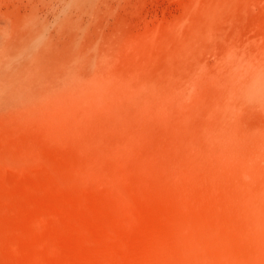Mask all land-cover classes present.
<instances>
[{
    "label": "rangeland",
    "instance_id": "rangeland-1",
    "mask_svg": "<svg viewBox=\"0 0 264 264\" xmlns=\"http://www.w3.org/2000/svg\"><path fill=\"white\" fill-rule=\"evenodd\" d=\"M200 230L182 264H264V0H0V264Z\"/></svg>",
    "mask_w": 264,
    "mask_h": 264
},
{
    "label": "bare ground",
    "instance_id": "bare-ground-1",
    "mask_svg": "<svg viewBox=\"0 0 264 264\" xmlns=\"http://www.w3.org/2000/svg\"><path fill=\"white\" fill-rule=\"evenodd\" d=\"M33 212V211H32ZM39 215L44 217V219L49 222L53 219V213L49 210H40ZM36 214L35 212H33ZM33 215V214H32ZM190 241L192 243V247L187 246L185 241ZM212 242L210 235L203 230L196 231V232H185L183 238L178 241V245L174 246L171 243L164 241L162 238H154V242L156 247L159 249L160 259L158 258L155 263L152 264H182L181 261V254L185 253L187 256L198 259L199 254L197 250L205 244V242ZM95 262V261H93ZM95 264V263H94ZM97 264V263H96Z\"/></svg>",
    "mask_w": 264,
    "mask_h": 264
}]
</instances>
